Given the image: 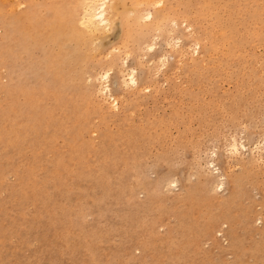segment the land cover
Listing matches in <instances>:
<instances>
[{
  "label": "rangeland",
  "instance_id": "rangeland-1",
  "mask_svg": "<svg viewBox=\"0 0 264 264\" xmlns=\"http://www.w3.org/2000/svg\"><path fill=\"white\" fill-rule=\"evenodd\" d=\"M87 1L0 0V264H264V0Z\"/></svg>",
  "mask_w": 264,
  "mask_h": 264
},
{
  "label": "bare ground",
  "instance_id": "bare-ground-1",
  "mask_svg": "<svg viewBox=\"0 0 264 264\" xmlns=\"http://www.w3.org/2000/svg\"><path fill=\"white\" fill-rule=\"evenodd\" d=\"M92 1V0H91ZM85 2V1H84ZM87 2H89V0L87 1ZM82 3H83V0H82ZM87 5H89V4H87ZM85 6V5H84ZM87 7V6H86ZM108 8H109V5H108V0H95L94 1V3L93 4H91L90 6H88L85 10L86 11H83L84 13V16H83V20H85V24H87L88 25V27L87 28H89L90 30H92V31H100V28L102 27H108L109 25H110V23H111V21H112V17H111V15L108 13ZM83 9H84V7H83ZM153 17H154V15H153ZM189 27V26H188ZM182 37H178L176 40H177V42H182ZM197 42V41H196ZM143 43H145L147 46H149L148 47V49L149 48H153V42L152 43H150L149 42V37H145L144 39H143ZM172 44V43H171ZM176 44V43H175ZM144 45V44H143ZM142 45V46H143ZM197 45H198V47H199V45L201 46V43L199 42V43H197ZM141 46V45H140ZM147 46H146V50H147ZM145 47V46H144ZM155 47V46H154ZM142 48V47H141ZM19 49V48H18ZM144 50V49H143ZM150 50V49H149ZM196 50L198 51V49L196 48ZM195 52V51H194ZM128 54V53H127ZM200 55V54H199ZM165 58V57H164ZM166 59V58H165ZM163 61V60H162ZM165 61V60H164ZM163 63V62H162ZM164 65H167V63H165ZM160 70V69H159ZM110 72V71H109ZM132 73H130L131 74V81L134 83V84H137V85H139L140 84V82H139V79L137 78V76H136V74H135V70H133L132 69V71H131ZM104 75H105V73H104ZM103 75V76H104ZM106 75H107V71H106ZM107 78V77H106ZM105 89L106 90H108L107 92H109L110 94H111V96L113 97V99H114V105L117 107V106H119L120 105V99L116 96V95H114V93L112 92V90L110 89V87L109 86H106L105 85ZM104 89V90H105ZM105 90V91H106ZM118 108V107H117ZM9 115V114H8ZM38 115H39V113H38ZM7 116V115H6ZM43 116V115H42ZM41 118V117H40ZM44 119V118H43ZM40 121H41V119H40ZM39 123V122H38ZM48 124V123H47ZM46 124V125H47ZM33 125V124H32ZM40 126V125H39ZM26 127V126H25ZM32 126L30 125V129L32 130V129H34V128H36V127H32ZM27 128V127H26ZM44 128H45V126H44ZM13 131V130H12ZM22 131V130H21ZM24 132H25V130H23ZM22 131V132H23ZM35 131V130H34ZM44 131H46V130H44ZM7 132V131H6ZM14 133H16V131L14 130L13 131ZM38 132V131H37ZM20 133V132H19ZM26 133V132H25ZM28 133V132H27ZM7 134V133H6ZM18 134V133H17ZM16 134V135H17ZM35 134V133H34ZM27 135V134H26ZM41 135V134H40ZM10 136V135H9ZM9 136H7V137H9ZM13 137H14V135H12ZM19 136V135H18ZM4 137V136H3ZM12 137V138H13ZM20 137H21V135H20ZM24 137H26V136H24ZM28 137V136H27ZM31 137V136H30ZM38 137V136H37ZM15 138H17V139H19L18 137H15ZM4 139V138H3ZM22 139V138H21ZM25 141H26V139L27 138H23ZM37 139V138H36ZM9 140V139H8ZM24 140H22V141H24ZM18 141V140H17ZM16 141V142H17ZM21 141V140H20ZM130 141V140H129ZM131 141H133V140H131ZM8 142V141H7ZM13 142H15V141H13ZM238 142V141H237ZM237 142H235L234 143V140H233V143L232 144H234V146L237 148ZM262 142V141H261ZM129 143H131V142H129ZM239 143V142H238ZM12 144V143H11ZM14 144V143H13ZM239 144H242V143H239ZM259 144V143H258ZM15 146H17L16 145V143L14 144ZM132 145H136L137 146V144H132ZM262 145H264V143L262 144ZM233 146V145H232ZM242 146V145H241ZM244 146V145H243ZM105 147V146H104ZM263 147V146H262ZM233 148V147H232ZM241 148V147H240ZM256 148H258V147H256ZM255 148V149H256ZM5 149V148H4ZM105 149V148H104ZM259 149V148H258ZM264 149V148H263ZM97 151L99 150V149H96ZM252 149H250L249 151H250V153H252L254 150H252ZM257 150V149H256ZM255 150V151H256ZM260 151H261V149H259ZM258 150V151H259ZM259 151V152H260ZM100 152H101V150H100ZM238 152V151H237ZM241 152V151H240ZM262 152H264V151H262ZM236 153V152H235ZM235 153H232V154H234L235 155ZM258 153V152H257ZM231 154V155H232ZM240 154V153H239ZM254 154V153H253ZM259 154V153H258ZM251 155V154H250ZM260 156L261 155H263L262 153H260L259 154ZM253 156V155H252ZM259 156V157H260ZM262 157V156H261ZM133 158V157H132ZM255 157H252V159L255 161V159H254ZM263 158H264V155H263ZM238 159V158H237ZM251 159V158H250ZM256 159H258V157L256 158ZM235 160V159H234ZM260 160H262V159H260ZM246 161V160H245ZM252 161V160H251ZM258 161V160H257ZM264 162V161H263ZM211 163L212 164H214L213 163V161H211ZM210 163V161H209V165L211 164ZM264 164V163H263ZM16 165V164H15ZM57 165V164H56ZM204 165V164H203ZM206 165H208V163L206 164ZM252 165H253V163H252ZM140 166V165H139ZM264 166V165H263ZM98 167H100V166H98ZM210 166H208V168H209ZM5 168V167H4ZM211 168V167H210ZM213 168V169H212ZM211 168V172L212 173H216V171H214V170H218L217 171V174H215V176H217L216 178H217V183L215 184V186H216V188H217V190L218 189H221V188H223L224 190H226L227 189V187H228V185L229 186H231L232 184H235V182H232V180H231V177L230 176H228L227 175V173L225 172V171H223L222 169H220V167H218L216 164H214L213 165V167ZM123 169V168H122ZM206 169V168H205ZM206 171H207V169H206ZM209 171V172H210ZM92 172V171H91ZM122 174V173H121ZM211 174V173H210ZM229 174V173H228ZM89 175V174H88ZM209 175V174H208ZM191 176V175H190ZM239 177V176H238ZM216 178H215V180H216ZM158 179V178H157ZM169 179V178H168ZM168 179H166L167 181V183H164V187H167L168 185H169V181L170 180H168ZM171 179V178H170ZM177 180V179H176ZM176 180L173 182L174 184H176L177 182H176ZM157 181V180H156ZM173 181V179L171 180V182ZM178 181V180H177ZM190 181V180H189ZM238 181V180H237ZM154 184V183H153ZM157 184V183H156ZM171 184V183H170ZM161 185H163V184H161ZM160 185V186H161ZM173 185V184H172ZM172 185H170V186H172ZM212 185H213V183H212ZM125 186V185H124ZM154 186V185H153ZM152 186V187H153ZM158 186V185H157ZM156 186V187H157ZM170 186H168L169 188H170ZM163 187V186H162ZM163 187V188H164ZM167 187V188H168ZM190 186L188 185V188H189ZM210 187H213V186H211V184H210ZM233 187H235V186H233ZM238 187V186H237ZM169 188H168V190H169ZM187 188V187H186ZM230 188V187H229ZM159 189H161V188H159ZM170 189H172V188H170ZM190 189V188H189ZM212 189L213 188H211L210 189V191L212 192V193H216L217 194V192H214V191H212ZM215 189V188H214ZM123 190V189H122ZM133 190H135V189H133ZM139 190V189H138ZM162 190H165L166 192H168L167 191V189H161V191ZM174 190V189H173ZM216 189H215V191H217ZM231 190H232V188H231ZM264 190V189H263ZM170 192H168V194L169 193H171V190H169ZM180 191V190H179ZM209 191V192H210ZM227 191V190H226ZM130 192V191H129ZM155 193V192H154ZM164 194H165V192H163ZM174 193H177V192H175V190H174ZM173 193V191H172V195L174 194ZM182 193V192H181ZM156 194V193H155ZM167 194V195H168ZM178 194H180L179 192L177 193V195ZM123 195V194H122ZM167 195H164V197L165 196H167ZM171 195V196H172ZM176 195V196H177ZM181 195V194H180ZM218 195V194H217ZM151 196H153V195H151ZM174 196H175V194H174ZM220 196V195H219ZM121 197V196H120ZM170 197V196H169ZM154 199V198H153ZM164 199H167V198H164ZM175 199V198H174ZM259 199V198H258ZM135 200V199H134ZM146 200H150V199H146ZM239 200V199H238ZM241 200V199H240ZM45 201V200H44ZM171 201V200H170ZM211 201V200H210ZM219 201V200H218ZM138 202V201H137ZM135 203V204H137L136 206H138L139 207V205H138V203ZM142 202V201H141ZM149 203L150 202H153V201H148ZM148 202H146V203H148ZM215 202H217V200H215ZM240 202V204H241V201H239ZM238 202V203H239ZM140 203V202H139ZM145 202H143V204H145V205H148V204H146ZM243 203V202H242ZM217 204V203H216ZM243 205V204H242ZM260 205V204H259ZM141 206H142V204H141ZM149 206V205H148ZM258 206V205H257ZM141 208H143V207H141ZM144 208H146V207H144ZM259 208V207H258ZM233 209V208H232ZM231 209V210H232ZM247 209L248 208H246V210H245V212L247 211ZM250 210V209H249ZM237 211V210H236ZM244 211V210H243ZM240 212V211H239ZM236 213V212H235ZM234 213V214H235ZM253 214V213H252ZM261 214H263V212L261 213ZM236 215V214H235ZM258 215H260V214H258ZM261 216V215H260ZM260 216H258V219H261V221H263L262 219L264 218H262V217H260ZM256 217V216H255ZM257 218V217H256ZM254 220H252L251 222H253ZM261 221H259V222H261ZM255 222V221H254ZM225 223H227L228 225H229V227H231V224H232V222H231V220H229L228 218H223V220H222V222H221V225L222 224H225ZM238 223V222H237ZM234 224V223H233ZM236 224V223H235ZM220 225V226H221ZM253 225V224H252ZM255 225V224H254ZM247 226H248V224H247ZM255 227V226H254ZM228 228V227H227ZM249 228V227H248ZM157 230V229H156ZM219 230V229H218ZM217 230V231H218ZM224 230V229H223ZM242 230V229H241ZM240 230V231H241ZM260 230V229H259ZM158 231V230H157ZM213 231V230H212ZM237 232V231H236ZM92 233V232H91ZM172 233V232H171ZM171 233H166V234H171ZM234 233V232H233ZM238 233V232H237ZM262 233L264 234V232H263V230H262ZM223 234V237L225 238V240L227 241V240H233V234H232V231H231V228H229V229H227V230H225L224 231V233H222ZM235 234L236 233H234V236H235ZM241 234V233H240ZM256 235V234H255ZM95 236V235H94ZM170 236V235H169ZM213 236V235H212ZM211 236V237H212ZM251 236V235H250ZM257 237V236H256ZM255 237V238H256ZM213 238V237H212ZM258 238H259V236H258ZM144 246V245H143ZM145 247V246H144ZM139 250V249H138ZM214 260V259H213Z\"/></svg>",
  "mask_w": 264,
  "mask_h": 264
}]
</instances>
